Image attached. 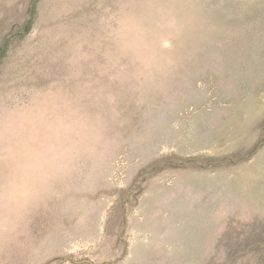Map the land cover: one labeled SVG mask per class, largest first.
<instances>
[{"label": "rangeland", "instance_id": "1", "mask_svg": "<svg viewBox=\"0 0 264 264\" xmlns=\"http://www.w3.org/2000/svg\"><path fill=\"white\" fill-rule=\"evenodd\" d=\"M0 264H264V0H0Z\"/></svg>", "mask_w": 264, "mask_h": 264}, {"label": "trees", "instance_id": "2", "mask_svg": "<svg viewBox=\"0 0 264 264\" xmlns=\"http://www.w3.org/2000/svg\"><path fill=\"white\" fill-rule=\"evenodd\" d=\"M30 27H31V18L28 20V22L26 24V31L25 32L29 31ZM6 48H7V45L5 43V45H4L3 49H2V53L6 50Z\"/></svg>", "mask_w": 264, "mask_h": 264}]
</instances>
